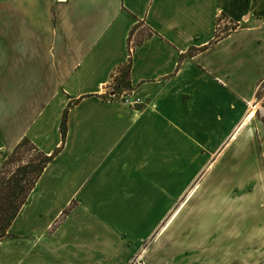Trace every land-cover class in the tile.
I'll list each match as a JSON object with an SVG mask.
<instances>
[{
    "label": "crops",
    "instance_id": "crops-1",
    "mask_svg": "<svg viewBox=\"0 0 264 264\" xmlns=\"http://www.w3.org/2000/svg\"><path fill=\"white\" fill-rule=\"evenodd\" d=\"M220 14L238 29L218 37ZM126 65L133 105L104 95ZM262 84L264 0H0V169L25 138L63 146L0 264H264V209H235L264 184L259 157L201 209L219 162L247 160L230 145L264 129Z\"/></svg>",
    "mask_w": 264,
    "mask_h": 264
},
{
    "label": "rangeland",
    "instance_id": "rangeland-1",
    "mask_svg": "<svg viewBox=\"0 0 264 264\" xmlns=\"http://www.w3.org/2000/svg\"><path fill=\"white\" fill-rule=\"evenodd\" d=\"M253 108H255L254 110L255 113H254V118L252 120L253 122L252 124L264 126V84H262L258 88L257 100ZM238 143L240 142L237 141L235 142V144L230 145L231 148L234 147L233 150H231V154L232 153L235 154L233 155V157H235V159L237 160H241L244 157L245 158L247 157L246 162L244 164H238L239 162L237 161L235 166L232 165L229 167L228 173L224 171V168L226 167V159L219 162L218 168L222 169V171L218 172V168L215 169L213 173L216 175L215 181H213V183L211 184L208 183V186L206 185L208 187L207 195L209 194V197H208V201L205 202V204L203 205V208L201 209H222L223 208L224 204L222 203L223 201L222 196H224V193L227 191L228 186L232 185L233 181L232 179L228 180L229 179L228 176L224 177L222 175H233L234 182H239V181H242L240 180V177H242L243 174L250 172L251 160H254L259 157L263 161V164H264V129L262 128L259 129V131L255 134L254 138L252 139V141L248 142L250 143L249 146L247 143L246 145H243L241 148H238V145H239ZM247 147H249V149H247ZM226 152L227 151L223 153L222 155L223 157L226 156ZM30 155H32V153L26 156H23V159L21 160H15L14 163H9L5 165L4 167L2 166L3 168L0 174V181H6L8 177L12 176V173L14 172V170L17 169L18 166H23L25 163H28L31 160ZM206 186L203 185L199 193L202 194ZM209 187L211 189L210 192H209ZM0 189H1V185H0ZM263 193H264V184L261 183L257 185L256 188H254V191L252 194L253 196L252 195L250 196L249 203L247 201L248 198H246L245 201L247 203L245 202V205L243 204L244 201L243 202L241 201L240 203H237L235 205V209H243V208L250 209V210L253 209L252 216H251L252 224L256 222L258 218L260 217V210L264 209V205L262 204ZM64 216L66 217V215H64L63 213L61 218L55 224H53L52 227L49 229L48 233L50 235L54 233V230H56L57 226L63 221V219L65 218Z\"/></svg>",
    "mask_w": 264,
    "mask_h": 264
},
{
    "label": "trees",
    "instance_id": "trees-1",
    "mask_svg": "<svg viewBox=\"0 0 264 264\" xmlns=\"http://www.w3.org/2000/svg\"><path fill=\"white\" fill-rule=\"evenodd\" d=\"M132 30V34H133ZM121 78L119 80L120 87H128L130 65L120 68ZM67 121L68 110H66L62 117L61 134L63 145L67 136ZM63 147V146H62ZM61 147V148H62ZM57 149L53 154L46 155L40 151L29 139H23L9 155L7 160L3 163V167L9 163H14L15 160L23 159V156L31 154V160L23 166H18L8 177L6 181H0V239L10 237L8 230L12 226L21 208L26 203L29 194L35 187L36 182L41 177L43 171L48 164L57 156L60 149ZM0 169V174L1 170ZM68 211L64 212L67 215ZM65 217V216H64Z\"/></svg>",
    "mask_w": 264,
    "mask_h": 264
},
{
    "label": "built area",
    "instance_id": "built-area-1",
    "mask_svg": "<svg viewBox=\"0 0 264 264\" xmlns=\"http://www.w3.org/2000/svg\"><path fill=\"white\" fill-rule=\"evenodd\" d=\"M239 25L227 17H225L223 14H220L218 16V20L216 22V32L218 37L226 36L238 29ZM121 78V69H117L114 74L112 75V78L110 80V83L108 86L104 89V95L106 100L111 101H122L127 104L133 103L130 101L131 95L128 91H120L119 86V80Z\"/></svg>",
    "mask_w": 264,
    "mask_h": 264
}]
</instances>
